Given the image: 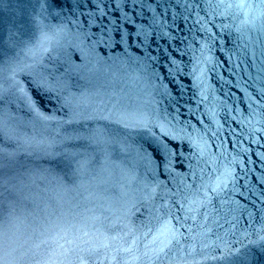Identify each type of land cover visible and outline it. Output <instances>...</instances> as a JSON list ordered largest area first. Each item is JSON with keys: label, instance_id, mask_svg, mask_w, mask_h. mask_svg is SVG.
Returning a JSON list of instances; mask_svg holds the SVG:
<instances>
[{"label": "snow or ice", "instance_id": "snow-or-ice-1", "mask_svg": "<svg viewBox=\"0 0 264 264\" xmlns=\"http://www.w3.org/2000/svg\"><path fill=\"white\" fill-rule=\"evenodd\" d=\"M169 231H172V229H168ZM0 264H3V262L2 261H0Z\"/></svg>", "mask_w": 264, "mask_h": 264}]
</instances>
